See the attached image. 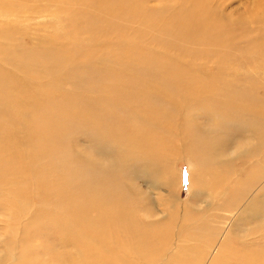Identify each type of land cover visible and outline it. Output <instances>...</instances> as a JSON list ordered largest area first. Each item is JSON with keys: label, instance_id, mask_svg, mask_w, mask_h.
<instances>
[{"label": "bare ground", "instance_id": "6f19581e", "mask_svg": "<svg viewBox=\"0 0 264 264\" xmlns=\"http://www.w3.org/2000/svg\"><path fill=\"white\" fill-rule=\"evenodd\" d=\"M190 2L194 7L197 6L191 16L204 13L207 1ZM256 2L261 8L264 0ZM76 4L78 14L95 13L101 14L100 17L107 14V10L101 5L98 8V2L94 7V0H78L77 3L76 0H0V25H4L0 28V51L1 44L6 43L8 52L5 57L9 66L6 70L0 68V80L4 81L5 88L10 91L17 85L28 87L21 97L6 105L8 107L4 111L10 118H14V122L19 121L16 123L18 126L10 129V126H3L0 121V135L4 136L0 141V153L12 156V164L4 169L0 168L5 174H12L17 170L25 174L31 172L30 164L25 159L33 160L45 150L41 145L26 144L28 140H42L51 144V149H55L58 139L62 141L60 145H69L66 127L57 124V121L46 123L47 125L39 130L25 128L28 126L25 123L27 112L31 110L30 112L34 113V109L29 106L31 100L53 94L56 95L52 97V102L59 100L61 90H54L58 76L53 74L54 71L50 72L47 75L52 79H49L47 86H41L42 89L35 91L32 87L37 86L36 83L39 82L32 77L20 79V72L11 65L15 57L19 58L21 72H26L32 65L43 71L41 64L50 63L52 69L63 64L59 54L63 50L59 42L52 48L56 56L51 61L47 60L51 50L40 49L36 56L27 51L46 43L40 34L49 31L52 21L56 25L53 34L55 39L67 33L70 36L65 34L64 37L73 40L76 26L68 28L69 33L64 31L61 14L67 11L76 14ZM122 11L126 12V8L123 7ZM20 15H24V22ZM260 19L264 20V15H257L251 24L261 23ZM231 21L233 22L230 18L229 23ZM234 23L237 27L249 25V22H243V19L235 20ZM185 26V38L194 37L197 44H202L203 27H207L206 17L203 16L200 22H186ZM209 26L211 27L210 24ZM30 29L34 32H27ZM223 30L221 37L209 32L211 46L230 38L227 30ZM25 38L30 39V45L23 43L22 39ZM257 49L250 58H256L253 56L260 51ZM192 50L195 51V48ZM198 50L199 54L204 51L201 45ZM220 53L219 56L222 55ZM231 53L234 54L232 59L237 62L241 58L245 63L244 57H249L246 50L240 52V55L238 51ZM223 59L215 57L216 72L211 77L227 73L224 76L227 86L211 100L194 97L193 94L204 91L189 85L175 92L177 101L173 97V100L169 99L171 91H158L148 95L141 91L140 86L151 79V74L144 76L141 82L129 76L132 85L137 86L140 92L123 91L126 94L131 93L124 95L127 99L134 100L127 106L121 99H112L114 103H109L106 108H100L103 103L100 98L89 100L83 97L77 100L76 124L80 128V134L86 138L89 150L117 149L116 153L111 155V159L116 162L110 167L103 166L97 164L93 158L88 159L84 154H76L74 159V153H69L66 149L59 157L44 161L43 166L36 171L39 178L34 177L35 175L34 178L24 177V182L20 183L22 188L16 193L17 200L27 203L31 198L30 187L34 186L37 191L42 192L43 199V204L35 213V220L39 219L38 224H53L52 228L57 227L59 234H63L66 240L76 232V256L73 260L64 259L62 263L67 260L65 264H230L229 261L234 258L237 260L233 264H264V165L261 162L264 157V114L261 110L264 98L254 92L263 88L264 82L254 68L232 72ZM259 61L261 62V59ZM220 65L222 68L219 70ZM223 66H227L226 69L232 74L227 70L225 72ZM82 82L83 79H80V86ZM251 82L253 84H250ZM98 84L99 82H92L91 89L99 88ZM254 84L258 87H253ZM218 97L222 100H215ZM148 98L150 102H146ZM213 100L215 101L212 102ZM137 102L146 103L140 109L136 106ZM121 107L130 113H127V116L118 115L116 110ZM112 110L115 117L112 116L104 125L111 121L114 129L117 128L125 134L115 140L110 136L109 142V136L102 132L104 129H101L99 121L101 122L100 112L108 116ZM61 111L63 116L67 113L66 109ZM60 115L57 114L56 119L61 117ZM202 120L212 128L204 127ZM145 121L151 122L148 132L141 124ZM129 127L131 132L126 133ZM233 132L240 134L235 139L243 143L242 150L236 148L235 156L227 161L224 150L231 140L224 146H220V140L225 133L230 135ZM178 138L182 139V143L176 145L173 142L179 140ZM60 145L56 149L61 147ZM173 160L187 161L191 173L184 175L183 167L177 168L172 164ZM238 160H247L249 163H243V167L235 166L236 170L221 169ZM75 162L76 167L66 173L67 165H74ZM196 166L201 168L202 172L198 171ZM136 168L142 178L156 186L153 205L147 204L150 194L145 195L143 191L132 187L123 174L134 176ZM117 173L119 176L114 184L104 185V178L109 179L112 177L110 175ZM53 179L56 181L52 182ZM1 184H6L5 179ZM182 184L191 191L192 198L202 201L182 200V189H179ZM177 186L179 188H176ZM216 189L223 192L222 204L218 202ZM204 199H210L211 204L205 207L207 203ZM155 214H158L156 218ZM153 217L154 220H151ZM244 223L248 224L249 230L241 234L242 240L237 229ZM14 225L18 226L17 230L20 231L19 225ZM31 230H23V237L27 238ZM20 234L16 232L15 240L9 242L12 249L18 245ZM233 235L237 236L235 240L241 249L240 253L235 255L230 251V245L234 244L231 238ZM31 250L25 249L21 256H16L12 251L13 264H28L22 260L27 259L26 256L28 257ZM166 251L169 252L168 257L165 256ZM5 253L6 250L0 252V264H5ZM29 264L37 263L30 258Z\"/></svg>", "mask_w": 264, "mask_h": 264}, {"label": "rangeland", "instance_id": "374dc122", "mask_svg": "<svg viewBox=\"0 0 264 264\" xmlns=\"http://www.w3.org/2000/svg\"><path fill=\"white\" fill-rule=\"evenodd\" d=\"M205 1H207L204 9L205 15L204 13H200L192 16L193 9L197 10V6L194 7L190 0H94V7L98 2V8L99 5H101L103 9L107 10V14L102 17H100L101 14L95 13L92 15L78 14V5L76 4V14H73L71 11L61 14L64 31L68 32V28L76 26V33L73 35V40L64 37L67 33H63L62 36L55 39L53 34L56 31V25L52 21L49 31L40 34L41 38H43L46 43L40 44L37 49L35 47L30 49L31 51H27L29 54L36 56L37 51L40 49L51 50L47 56V60L51 61L56 56L52 48L59 42L63 50L62 53H59L62 56L63 64L59 66L56 64L58 67L56 69H52L50 63L48 65L41 64L40 66L43 71H40L36 65H32L29 66L30 69H27L26 72H21L19 70L20 64L18 63L19 58L15 57L14 63L11 66L18 71V73L20 72V79L24 80L32 77L35 81L39 82V84L36 83L37 86L32 87L33 90L38 91L41 86L46 87L49 79H52V77L47 74L52 71H54L53 74L58 76L55 80L56 85L54 90H61L57 102H52L51 100L56 94L30 101L29 106L31 109H34V113L32 114L30 112L31 110L27 112L28 118L25 123L28 126L25 128L39 130L47 125L46 123L50 124L57 121V124L66 127L65 132L69 134V145H60L62 141L58 139L59 141L56 147L58 145L61 147L51 149V144L45 143L42 140H28L26 144L30 146L41 145L45 150L40 156L33 160L25 159L30 164L31 172L25 174L23 171L17 170L12 173V175L3 173V170L0 171V250H6L7 252L4 254V256L7 255L4 262L5 264H13L11 260L13 252L15 255L21 256V252H24L25 249L29 250V248L32 250L31 252L27 251L29 252L28 257L26 256L27 259L22 260L27 261L28 264L30 258L32 261L35 260L37 264H65L67 260L62 263L64 259L69 258L73 260L75 258L74 256H76V232H74V235L71 236L69 240H66L63 238V234H59L57 227L55 229L52 228L53 224L47 222L44 225H39V219L37 221L35 220V213L41 204H43V199L41 197L42 192L37 191L34 186H31L29 191L31 198L27 203H21V201L17 200L16 193L22 188L20 183L24 182V177L32 176V178H34L37 176L39 178V175H36V171L38 168H41V165L43 166L44 161L52 160L57 156L59 157L61 152H65L66 149L69 150V153H74V159H76V154H84L86 157H89L88 159L93 158L97 164L100 163L103 164V166L110 167L114 161L116 162V160L113 161L111 159V155H114L117 149H102V151L89 150L90 147L88 142L86 138L80 134V128L76 124L77 107L75 104H77L79 98L84 97L89 100L100 98V101L103 102L102 105L100 104V108H106L109 103H114L115 99L124 100L127 106L134 100L127 99L125 96L131 93L126 94L123 91L132 92L135 90L133 93H137L140 92L141 89L142 92L148 95L158 91H171L169 99L173 97L176 100L175 97L177 96L175 92L189 85L195 88H201L204 91L203 93L193 94L194 97L211 100L218 92L222 91L224 86H227V79L224 77L227 73L224 74L222 71L219 72L222 74L211 77V75L216 72V65L214 64L215 57L224 58L223 62L229 67L223 66L225 72H227L228 69L232 72H237V70L239 72L240 70L245 71L254 68L257 73H260L259 76H261L263 79L262 82H264V20L260 19L262 20L261 23L257 22V24H251L257 15H264V2L262 7L259 8V4L256 2L258 0ZM77 2L78 0H76V3ZM123 7L126 8V12L122 11ZM20 16L24 22V15ZM203 16L206 17L207 27H203L202 44L201 42L197 44L195 41L196 38H190V36L185 38V30L187 29L185 23H189L193 20L200 22ZM230 18L233 22L231 21L229 23ZM122 19L125 21H122ZM239 19H243V22H249V25L244 27L239 25L237 27L234 22ZM3 27L4 25H0V28ZM13 28L18 31L16 26ZM223 28L227 30L230 38H224V42L221 41L217 45L211 46L209 32H213L216 36L221 37L224 34ZM18 29L21 28L18 27ZM24 29L23 32H25ZM27 32L34 31L30 29V31ZM197 40L199 39L197 38ZM22 41L26 45H30L31 43L30 39L27 38L22 39ZM171 43L173 46L170 45ZM199 45H201L204 50L200 52V54L198 50ZM11 46L14 47L13 44H11ZM6 47V43L1 44L0 68L5 70L9 67L7 66L8 59L5 57L8 52L6 51ZM194 48L195 51L192 50ZM256 49L260 50L257 52V55L255 53L253 56L256 58H250V55H252L254 51L256 52ZM223 50L227 53H225V51L223 52ZM245 50L249 53V57H244L246 64L241 58L239 62H237L236 59H232L234 54L231 52L235 53V51H238V55H240L242 51L244 52ZM217 51L222 55L219 56ZM226 54H231L230 58L229 55ZM256 59L258 61L261 59V62H257ZM222 65H220L219 70L222 68ZM254 65H256V67ZM257 67L259 69H257ZM231 71H228V73L232 74ZM44 72H46V75H44ZM150 74L152 75L151 79L141 84L140 89L132 85L129 79V76H132L133 79L136 78L141 82L144 80V76H149ZM80 79H83L81 86L79 85ZM92 82H99V88L96 87L92 90L90 86ZM4 84V81L0 80V121L3 126H10V129H13L18 126L16 123H19V121L14 122L12 116L10 118L8 114L4 113L6 107H8L6 105H10L12 101H16L21 97L25 92V88L28 87H26V85H17L10 91L5 88ZM250 84L253 83L251 82ZM253 87L257 88L258 86L254 84ZM254 92L258 94L259 97L264 98V87L258 88ZM215 100L221 101L222 98L218 97ZM146 102H150V98H148ZM146 102H137L136 106L141 109ZM262 103L261 110L264 114V100ZM64 109H66L67 113L63 116L61 110ZM116 112L121 116H127V113H130L123 107L116 110ZM57 114H61V117L58 119H56ZM100 116L101 122L99 121V124L101 123V129H104L102 132L107 133L106 135L109 136L107 141L111 142V137L115 140L118 136L125 134L117 128L114 129L112 124H110L111 121L108 125H104L106 121L111 120L112 116L115 117L114 110H112L108 116H104L100 112ZM201 123L204 127L212 128L206 121L202 120ZM141 124L143 129L147 132L150 131L151 122L145 121ZM129 132H131L130 127L126 130V133ZM239 135L240 134L237 132H233L230 135L225 133L220 140V146L227 145L228 140H231L230 144H228L224 150V155L228 157H225L227 161L235 156L236 148L242 150L241 145L243 143L235 139ZM3 138L4 136L0 135V141ZM178 139L179 140H175L173 143L176 145H179L180 142L182 143V139ZM261 162L264 165V157ZM234 163L224 166L221 169L224 168L223 171H228L229 169H234L235 166H237V168L238 166L243 167V163L249 162L247 160L242 162L238 160ZM9 164H12V156L6 153H0V168L2 167V169H4V167H8ZM172 164H175L177 168L183 167L184 175L191 173V167L187 161L173 160ZM75 167L76 162L74 165L73 163L68 164L66 173H69ZM196 169L202 172L201 168L197 167ZM123 174L132 187L137 188L141 192L143 191L145 195L148 193L150 194L147 204L153 205L152 203L156 198L154 196L156 193V186L142 178L137 168L134 170V176H128L127 173ZM33 175L35 176L33 177ZM110 176L112 177L109 179L104 178V185L111 186L112 183L114 184L119 174L117 173ZM4 179L6 184L3 185L1 181ZM55 179H53L52 182L56 181ZM176 188L179 187L177 186ZM179 189H182V200L196 201V199L192 198L191 191L185 188V185L181 186ZM215 191L218 192V202L222 204L224 199L223 192H221L222 190L216 189ZM198 201L201 202L202 200L198 199L196 202ZM204 202L207 203L205 207L211 204L210 199H204ZM92 214L91 212V216ZM157 216L158 214L154 215L155 218ZM154 217L151 218V220H154ZM14 224L19 225L20 231L22 232L21 234L19 233L20 231L17 230L18 226ZM11 225L14 226L12 227ZM46 227L48 228L47 230ZM240 227L241 226L237 229V233L243 240L241 234L249 230V227L247 223L242 225V229ZM21 229L25 232H27L28 229L32 230L28 233L27 238H24L23 230ZM16 232L20 234L21 237L18 240L19 243L16 248L12 249L9 246V242L15 240L14 237ZM231 238L234 244L230 245V251L231 253L234 252L232 255L239 254L241 249H239L237 240H235L237 236L233 235ZM170 253L172 252L170 251ZM165 256H169L168 251H166ZM236 260L237 259L233 258L229 263L233 264Z\"/></svg>", "mask_w": 264, "mask_h": 264}]
</instances>
